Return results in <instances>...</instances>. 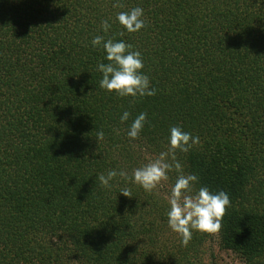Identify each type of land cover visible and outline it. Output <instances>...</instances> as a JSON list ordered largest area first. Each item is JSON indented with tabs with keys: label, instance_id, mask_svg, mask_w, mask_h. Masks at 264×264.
Wrapping results in <instances>:
<instances>
[{
	"label": "trees",
	"instance_id": "trees-1",
	"mask_svg": "<svg viewBox=\"0 0 264 264\" xmlns=\"http://www.w3.org/2000/svg\"><path fill=\"white\" fill-rule=\"evenodd\" d=\"M137 6L145 25L130 33L116 15ZM97 35L141 52L155 95L100 87ZM172 126L199 137L176 150L180 171L230 198L220 231L187 246L167 223L175 167L150 192L98 179L131 177ZM214 236L264 264V0H0V264H216Z\"/></svg>",
	"mask_w": 264,
	"mask_h": 264
},
{
	"label": "clouds",
	"instance_id": "clouds-1",
	"mask_svg": "<svg viewBox=\"0 0 264 264\" xmlns=\"http://www.w3.org/2000/svg\"><path fill=\"white\" fill-rule=\"evenodd\" d=\"M144 9L134 7L130 11H121L116 15V20L127 32H138L145 21L142 19ZM102 29L108 32L111 25L108 20L102 21ZM91 44L93 47L102 46L105 59L108 63H99L98 71L102 74L100 87L108 92H115L120 97H144L156 94V89L150 87V79L141 70L144 67L142 54L139 50H131L132 45L123 40H105L104 36H95ZM130 113L124 111L120 117L122 122L129 119ZM146 113H140L131 123L127 136L135 139L138 137L146 121ZM104 133H97V140L103 139ZM199 143L198 136L184 131L179 126H172L169 130L168 149L149 163L135 168L131 177L127 172L115 169L100 174L98 179L102 186L110 187L111 181L120 176L125 180L131 179L145 191H152L162 180L168 178V172L173 167L180 173L172 185L167 211L169 228L181 236V243L187 246L192 237L193 230L201 233H217L222 226V219L226 208L230 206L228 193L223 190L210 191L206 186L195 189L199 178L194 173L183 174L179 161L175 159L177 149L188 152L193 145ZM171 159L172 162H169ZM123 195L131 197L127 188L121 189Z\"/></svg>",
	"mask_w": 264,
	"mask_h": 264
},
{
	"label": "rangeland",
	"instance_id": "rangeland-1",
	"mask_svg": "<svg viewBox=\"0 0 264 264\" xmlns=\"http://www.w3.org/2000/svg\"><path fill=\"white\" fill-rule=\"evenodd\" d=\"M210 249H213L215 253L216 264H246L245 261L235 257L234 254L226 251H221L218 246V237L214 236L207 245Z\"/></svg>",
	"mask_w": 264,
	"mask_h": 264
}]
</instances>
